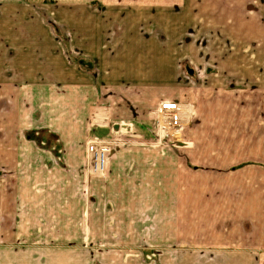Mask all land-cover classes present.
I'll return each mask as SVG.
<instances>
[{"label":"crops","instance_id":"obj_1","mask_svg":"<svg viewBox=\"0 0 264 264\" xmlns=\"http://www.w3.org/2000/svg\"><path fill=\"white\" fill-rule=\"evenodd\" d=\"M248 9L263 23L254 42L245 38L258 23L245 16ZM56 26L72 36L68 44ZM173 98L193 103L196 112L193 119L190 105L179 109L193 119L186 135L194 146L180 142L174 150L173 186L215 191L205 198L227 205L238 229L221 252L187 247L171 256L176 264H264V0H0V171L26 169L34 152L24 128L37 119L69 129L55 112L37 115V105L80 100L85 125L95 112L118 121L134 114L131 108L146 112ZM14 179L0 175V225L8 242V229L28 211L19 188L16 201L10 194ZM222 225L205 231L215 227L226 238ZM4 254L0 264H8Z\"/></svg>","mask_w":264,"mask_h":264},{"label":"rangeland","instance_id":"obj_2","mask_svg":"<svg viewBox=\"0 0 264 264\" xmlns=\"http://www.w3.org/2000/svg\"><path fill=\"white\" fill-rule=\"evenodd\" d=\"M249 15L258 22L257 12L245 10V16ZM88 16L83 12V19ZM77 19L80 24V18ZM261 26L260 21L248 26L249 35L245 38H253L251 42L259 40ZM54 31L66 44L67 38H72L60 26L54 27ZM197 77H205L204 67L197 69ZM55 102L58 104L37 105V115L50 117L55 112L69 129L37 119L24 128L30 153H35L30 154L26 169L0 171L2 177L15 178L16 190L14 187L13 193L12 188L10 194L16 201L19 188L21 200H26L22 206L27 205L28 210L22 211V221L16 220L19 225L14 227L16 222L12 223L13 228L8 229L13 230L9 242L3 238L0 225V246H4L0 249L5 253V262L176 264L170 253L180 248L218 253L224 245L232 244L238 228L233 225L229 208L217 204L218 198H205L207 192L215 191L204 185L194 187V191L175 190L173 186V180L178 178L172 165L174 150L182 148L180 142L188 143L185 148L194 146L186 135L196 115L193 103L164 99L146 112L143 108H131L134 114L118 117V121L111 120L104 111L99 117L95 112L83 125L80 120L86 107H80V100L77 105L72 99L67 104L66 100ZM173 104L177 107L171 110ZM186 104L194 111L190 122L179 111L181 106L187 111ZM177 122L181 125L177 126ZM91 142L110 147L103 173L92 170L88 152ZM47 158L50 159L45 162ZM174 200L178 204L177 218ZM216 204L221 207L216 209ZM40 214L42 218H38ZM10 216L15 217V209H10ZM214 222L225 223L222 227L227 230L226 238H220L222 230L215 227L206 233L208 225ZM12 248L19 251L13 255Z\"/></svg>","mask_w":264,"mask_h":264},{"label":"built area","instance_id":"obj_3","mask_svg":"<svg viewBox=\"0 0 264 264\" xmlns=\"http://www.w3.org/2000/svg\"><path fill=\"white\" fill-rule=\"evenodd\" d=\"M177 124V126L181 125L180 122H177ZM109 150V146L106 144H99V142H91L90 146H88V152L94 173H103L105 171Z\"/></svg>","mask_w":264,"mask_h":264}]
</instances>
